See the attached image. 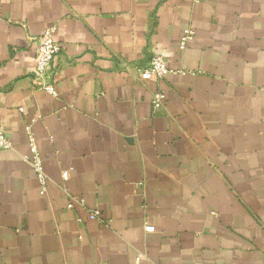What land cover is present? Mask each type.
Instances as JSON below:
<instances>
[{
	"label": "crops",
	"instance_id": "1",
	"mask_svg": "<svg viewBox=\"0 0 264 264\" xmlns=\"http://www.w3.org/2000/svg\"><path fill=\"white\" fill-rule=\"evenodd\" d=\"M0 126V264H264V0H0Z\"/></svg>",
	"mask_w": 264,
	"mask_h": 264
},
{
	"label": "built area",
	"instance_id": "2",
	"mask_svg": "<svg viewBox=\"0 0 264 264\" xmlns=\"http://www.w3.org/2000/svg\"><path fill=\"white\" fill-rule=\"evenodd\" d=\"M55 26L46 27L40 35V45L37 49V59L33 67V83L34 85L50 95H56V90L53 82L52 71L56 56L61 51L60 44L55 40ZM196 31L193 28H184L179 38L178 48L184 49L187 44L194 38ZM142 78H162L168 73L183 72L180 70H174L166 65L162 56L153 55L150 58L148 64L140 69H137ZM165 94L163 92H156L153 96V106L155 109L161 108ZM20 111L22 108L19 109ZM28 134V145L31 151V156H24L26 162L33 168L36 177L41 185L46 181V176L42 167L41 159L35 147L33 135L31 134L29 127H26ZM12 144L10 140L5 136L2 127L0 126V150L11 148ZM63 178H67V172L63 173ZM44 188L42 187V191ZM79 203H83L82 200H77ZM72 206V201L68 203V207ZM90 219H99L98 212L96 210L89 213ZM145 230L152 232L154 227L152 225H146ZM142 254H139L136 260H140Z\"/></svg>",
	"mask_w": 264,
	"mask_h": 264
}]
</instances>
